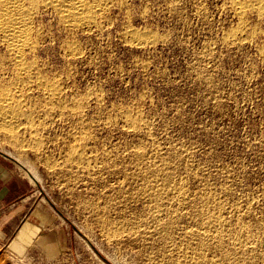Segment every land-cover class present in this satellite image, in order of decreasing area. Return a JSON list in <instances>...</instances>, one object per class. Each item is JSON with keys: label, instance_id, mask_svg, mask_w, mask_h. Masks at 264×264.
<instances>
[{"label": "rangeland", "instance_id": "obj_1", "mask_svg": "<svg viewBox=\"0 0 264 264\" xmlns=\"http://www.w3.org/2000/svg\"><path fill=\"white\" fill-rule=\"evenodd\" d=\"M234 1L111 0L85 30L36 11L32 79L77 109L32 87L34 134H0V264H264V14L242 26ZM138 146L170 163L157 186L128 176Z\"/></svg>", "mask_w": 264, "mask_h": 264}, {"label": "bare ground", "instance_id": "obj_2", "mask_svg": "<svg viewBox=\"0 0 264 264\" xmlns=\"http://www.w3.org/2000/svg\"><path fill=\"white\" fill-rule=\"evenodd\" d=\"M110 1L111 0H0V134L2 135V137L4 135L7 137V139L8 138L11 139L10 142L12 145L16 146L20 137H22L21 136V130L23 127L22 126V118L25 117V119H26V127H23V129L24 128L28 129L31 135H33L34 130H36L33 128V125L30 121V119L33 115H31V112L29 110L24 109L25 108L24 104L26 105V97H27L26 96V90L29 91V89H31L32 87H35V88L37 87L40 90L42 89L44 91L46 97H48L47 99L50 100L51 104H53V105L57 104L59 106H62L63 108L60 107V109H66L68 107V106H65L66 104H64L63 103L64 101L60 98L61 87L59 86V84L56 81L46 79V78H44L43 75L42 76L37 75V77L35 79H32V77L34 75L39 73V71H38L39 69L36 70V68L34 67L35 64L32 62H29L27 60L26 54L28 53L27 52L28 50H31V49L33 50L34 45H35L34 40H33V34L36 30L33 27V19L36 15V11L39 8H50L58 14L57 16L59 17V21L65 27H67L69 29L70 28L75 29V30L76 29L77 30L78 29L79 30L80 29L85 30V29H91V28L95 27L96 24H98L97 18L105 12L108 5H110V3H109ZM234 9H235V12L239 16V19H240L239 22L241 23L240 25L243 26V22L246 19L245 17H246L247 12H254L257 15L264 14V0H235L234 1ZM242 26H240L235 31V33H233L234 36H232V37L234 39L240 37V34L243 32ZM130 29H128V30H130ZM131 33L134 36V37L132 36V38H134V39L131 42L133 44L140 45V44H144L147 42L150 43V41H152L151 38H148V36L147 37L145 36L146 38L142 39L143 37L141 38V35L138 32H135L134 30ZM230 35H231V33H230ZM241 35H243V34H241ZM239 39H241V38H238V40ZM240 41H242V40H240ZM236 42H238V41H236ZM71 44H69V45H71ZM68 50H69V53H71L73 55L74 54L77 55V53L79 52L77 50V48L75 47V45L69 46ZM5 75H8L7 79L9 78V80L6 84H3L1 78L5 77ZM64 107H66V108H64ZM57 108H58V106H57ZM75 109H77V107H68L67 108L69 113L75 112L76 111ZM49 110H51V109H49ZM128 113H125L123 115L124 122L126 123V125H128V127H130V126L133 127L134 125H136V123L134 124V122L137 119H135V117H132L131 114H128ZM65 114H66V112H65ZM81 119L82 118L77 119V121H79L80 124L83 123V120H81ZM137 122H138V120H137ZM134 131H136V130H134ZM35 134H37V133H35ZM83 134H85V133H83ZM31 135H29V136L31 137ZM81 136H82V133H81ZM34 138H33V141H34ZM80 138H83V137H80ZM86 138H87V136H86ZM24 139H25V137H24ZM26 139H27V137H26ZM81 140H84V139H80V141ZM20 142H21V140H20ZM79 146L78 147L75 146L74 149H72V150L70 149V151H72V155L75 154L80 159H84V157L86 155L84 156V154L82 153V149ZM135 147H137V146H135ZM141 152H143V151H141V148L139 146H138V148H135L134 151L132 152L131 155H133V156L131 157L132 158L131 161L134 163L136 168L132 172H130L131 174H129L128 176H130L134 180H142L143 179L144 181H146L145 182L146 184H151V182H150L151 179L154 176L157 177V175L162 173L163 170L165 168H167V167H165V163L167 161H164L165 159L167 160V158H165V159H164V157L162 158V156H164L162 154H160L162 156L156 155L155 156L156 161L155 160H154L155 162L152 161L153 163L151 164V166L149 165L148 168H146L147 170H145V169L142 170V168L140 167L141 160H142L141 159L142 158ZM72 155L70 154L68 156H72ZM67 158H69V157H67ZM85 158H87V157H85ZM152 158H154V157H152ZM86 162H88V161H86ZM167 163L170 164L169 162H167ZM148 164H150V163H148ZM168 164H167V166H168ZM168 170L170 171V169H167V171ZM165 174H167V172ZM150 175L152 177H150ZM171 175L173 176V174H171ZM160 178H162V176ZM167 178H168V176H167ZM164 179H166V178H164ZM164 179H162V182L163 181L166 182ZM152 180H155V178H153ZM172 180H174V178ZM172 182H173V184L175 183V181H171L170 184ZM154 184L152 183L151 186H153V185L157 186L158 185V184L156 185L155 182H154ZM158 187H161V186H158ZM177 187H179V186H177ZM161 190L162 189L157 188V192L161 193L160 192ZM180 190H182V189H180ZM180 190H178V191H180ZM153 193H154V195H153ZM153 193H152V196H153V198H155V196H157V195H155L154 191H153ZM159 193H158V195H160ZM164 193H165V191H164ZM161 195H162V193H161ZM176 195H178V194H176ZM158 198H160V197H158ZM159 214L157 212L155 215L159 216ZM210 216H212V215H210ZM220 220H221V218H220ZM207 222H209V221H207ZM203 224H202V221L198 223V225H200V228L202 226L203 227L205 226V228H207L205 223H203ZM200 228H199V231H200ZM218 231L221 232V229ZM236 234H238V232H236ZM220 236H221V234H220ZM246 236H251V235H246ZM220 241H221V238H220ZM15 244L17 245L18 243H15ZM203 244H204V242H203ZM247 246H249V245H247ZM245 251L247 252L249 250L245 248ZM246 252H245V254H246ZM246 255H245V257H246ZM202 256H203V254H202ZM203 257L205 258V256H203ZM246 258H249V257L247 256ZM200 259H201V256H200ZM223 259H224V257H223ZM204 261H206V258L204 259ZM210 261H212V260H210ZM207 262H204V263L207 264ZM212 262H214V261H212Z\"/></svg>", "mask_w": 264, "mask_h": 264}, {"label": "crops", "instance_id": "obj_3", "mask_svg": "<svg viewBox=\"0 0 264 264\" xmlns=\"http://www.w3.org/2000/svg\"><path fill=\"white\" fill-rule=\"evenodd\" d=\"M0 202H1V200L3 199V197H4V195H5V190L7 189V187L5 186L4 188H2V187H0ZM34 212H31V214L30 215H27V213H26V218L27 219H34L35 220V218H37L38 217V215L39 214H37L38 212H36L35 214H33ZM33 214V217H35V218H31V215ZM42 218V216L40 215V219ZM37 219H39V217L37 218Z\"/></svg>", "mask_w": 264, "mask_h": 264}, {"label": "water", "instance_id": "obj_4", "mask_svg": "<svg viewBox=\"0 0 264 264\" xmlns=\"http://www.w3.org/2000/svg\"><path fill=\"white\" fill-rule=\"evenodd\" d=\"M0 153H2V152L0 151Z\"/></svg>", "mask_w": 264, "mask_h": 264}]
</instances>
